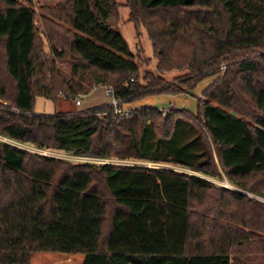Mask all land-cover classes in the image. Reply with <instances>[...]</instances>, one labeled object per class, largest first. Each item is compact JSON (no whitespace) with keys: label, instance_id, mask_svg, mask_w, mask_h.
Returning <instances> with one entry per match:
<instances>
[{"label":"trees","instance_id":"16d2710c","mask_svg":"<svg viewBox=\"0 0 264 264\" xmlns=\"http://www.w3.org/2000/svg\"><path fill=\"white\" fill-rule=\"evenodd\" d=\"M125 1L159 74L186 72L182 84L193 90L226 66L195 120L171 108L116 113L186 93L160 75L141 79L115 29L116 0L47 7L50 54L34 11L0 0V136L76 157L223 173L264 197V0ZM101 86L117 106L34 115L37 98L73 101ZM257 234L264 204L234 188L166 168L62 161L0 141V264H259L262 243L250 241Z\"/></svg>","mask_w":264,"mask_h":264},{"label":"rangeland","instance_id":"374dc122","mask_svg":"<svg viewBox=\"0 0 264 264\" xmlns=\"http://www.w3.org/2000/svg\"><path fill=\"white\" fill-rule=\"evenodd\" d=\"M22 5L27 6L31 8L34 13H35V23H36V28L39 29L41 32V38L45 42V47L44 50L46 53L51 52L50 50V45L48 43V39L46 36V32L44 29V19L45 18H50L49 15L46 13L47 7H55L61 0H18ZM118 3V12H119V22L117 26L115 27L116 31L119 32L126 42L129 45V48L134 55V61L138 64L139 69H140V76L141 79L144 78V76L147 73H153L156 76H161L168 82L169 84H174L177 86H183L182 88L185 89V94H179L177 97L180 99L181 102L176 103V105L169 107L167 106H162L158 104H155L151 99V101L145 100L141 103H132L131 106L129 107L128 104H126L122 112H126L130 109H137L141 107H150V108H157L161 110H169L175 109L176 111H179L183 115H186V119L188 120H195V117L199 115V101H204L205 100V91L209 89L210 86H212L214 83H216L226 72V66H222L220 68V73L217 75H213L211 77L206 78L203 80L197 87L196 89L189 90L187 86L182 84V81L185 80L187 73L186 72H181V71H172L168 73H163L159 74L157 70L158 66V60L155 57L154 49L151 40L149 39V36L145 29L140 28L139 30H136L133 22L130 21V10L126 6V1L125 0H116ZM68 28V26H65ZM106 90H112L110 87H97L91 94L89 95H79L77 99H81L82 105L80 107H77L75 102L76 100L73 101H68L65 100L63 97H60L56 101H49L44 98H37L36 99V104L34 108V115L37 116H56L61 113H66V112H71V113H78L82 111H87V110H93L97 109L100 107H103L104 105H111L112 101L114 100L113 96L110 95L108 96L106 93ZM163 96V95H161ZM166 96V95H164ZM142 101V100H141ZM191 101L194 104H196L197 108H195L194 105L192 106H187V103H191ZM135 104V105H134ZM161 107V108H159ZM194 108V109H193ZM190 126H192L191 122L186 121ZM0 141L8 142L11 143L13 146H17L20 149L27 150L32 153H45L40 152V150H36L32 146H22L18 145L12 141H9L7 139H4L3 137L0 136ZM47 155L42 156H47L50 158H55L58 160L62 161H69L72 163H82V162H87V163H96V164H104L108 163L111 165H116V166H144L147 168H166V169H172L175 170L178 173H186L190 175H196L202 178H205L207 180H210L215 186L220 187V186H229L230 188H234L235 191H240L241 193H244L245 195L248 196V198H251L252 200H255L257 202H260L264 204V197L258 196L256 194L242 191V189L237 188L235 185H233L222 173L223 179H212L207 176H204L203 174L195 173L192 172L188 169L185 168H180L177 166H173L171 164H154V163H143V162H138V161H119L116 159H111V160H103V159H98V160H93V159H85L81 157H76L72 156L70 154H65L62 152H56V151H47ZM215 161L217 164L218 169L221 171L220 164L218 163L217 158L215 157ZM228 180V181H227ZM229 182V183H228ZM252 242L254 243H262L259 245V248L264 249V235L263 234H257L255 237L250 238ZM262 261H264V254L260 255ZM259 264H264V262H259Z\"/></svg>","mask_w":264,"mask_h":264},{"label":"crops","instance_id":"0c3cea01","mask_svg":"<svg viewBox=\"0 0 264 264\" xmlns=\"http://www.w3.org/2000/svg\"><path fill=\"white\" fill-rule=\"evenodd\" d=\"M155 103V104H158L157 106H159V105H162V106H167V104L169 105V107H172V106H174V105H176V103L178 104V102H181L180 101V99L177 97V95L176 96H172V95H166V96H156V97H149V98H146L145 100H148V101H151V100ZM144 100H142V101H139L138 103H141V102H143ZM193 102H195V101H193ZM192 101H191V103H187V106H192V105H194L195 106V108H197V106H196V104H194ZM137 103V102H136ZM135 103V104H136ZM134 104V105H135ZM128 106L130 107L131 106V104H128ZM138 107H141V106H138ZM193 107V106H192ZM159 108H161V107H159ZM194 109V108H193Z\"/></svg>","mask_w":264,"mask_h":264},{"label":"built area","instance_id":"2783aa9c","mask_svg":"<svg viewBox=\"0 0 264 264\" xmlns=\"http://www.w3.org/2000/svg\"><path fill=\"white\" fill-rule=\"evenodd\" d=\"M106 93H107L108 96H110V95L113 96V91H112V90H106ZM75 104H76L77 107H80V106L82 105V101H81V99H77L76 102H75ZM117 104H118V101L113 100L111 105L117 106ZM121 112H122V111H119V110L116 111V113H121ZM122 113L126 114V113H128V111H126V112H122ZM40 152H43V151H40ZM39 154H40V153H39ZM42 154H43V155H47V154H45V153H41V155H42ZM44 157H47V156H44ZM81 158H85V159H87V160H88V159L98 160V159L88 158V157H81ZM106 161H107V160H106ZM82 163H87V162H82ZM104 164H108V163H104ZM225 187L230 188V187L227 186V185H225Z\"/></svg>","mask_w":264,"mask_h":264},{"label":"bare ground","instance_id":"6f19581e","mask_svg":"<svg viewBox=\"0 0 264 264\" xmlns=\"http://www.w3.org/2000/svg\"><path fill=\"white\" fill-rule=\"evenodd\" d=\"M45 152V154L47 153V151H44Z\"/></svg>","mask_w":264,"mask_h":264},{"label":"water","instance_id":"95a60500","mask_svg":"<svg viewBox=\"0 0 264 264\" xmlns=\"http://www.w3.org/2000/svg\"><path fill=\"white\" fill-rule=\"evenodd\" d=\"M144 167V166H143ZM227 188V187H226Z\"/></svg>","mask_w":264,"mask_h":264}]
</instances>
